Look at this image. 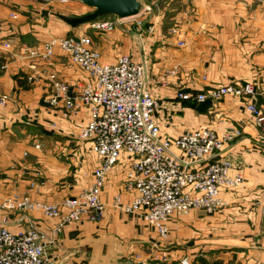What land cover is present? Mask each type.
<instances>
[{"label": "crops", "instance_id": "crops-1", "mask_svg": "<svg viewBox=\"0 0 264 264\" xmlns=\"http://www.w3.org/2000/svg\"><path fill=\"white\" fill-rule=\"evenodd\" d=\"M170 6L171 25L157 17L153 34L143 37L133 31L93 30V48L103 63L129 55L145 66L165 136L209 128L235 137L216 159L231 161L244 185L226 193L228 206L215 216L192 211L172 220L169 238L161 240L138 216L114 206L116 197L122 204L133 199L123 189L126 167L120 163L103 189L104 218L66 226L48 247L46 264H264V123L259 125L247 112L245 99L228 95L197 103L177 98L181 92L198 95L249 82L264 91V0H170ZM91 12L78 0L68 6L0 0V43L13 45L0 49V226L50 232L59 219L2 205L13 195L60 204L92 184L100 162L92 144L79 138L88 111L67 116L62 107L47 103L49 74L57 73L77 94L84 73L59 48L47 62L19 55L21 47L88 34L89 26L72 29L58 16ZM256 106L264 115L262 97Z\"/></svg>", "mask_w": 264, "mask_h": 264}, {"label": "built area", "instance_id": "built-area-1", "mask_svg": "<svg viewBox=\"0 0 264 264\" xmlns=\"http://www.w3.org/2000/svg\"><path fill=\"white\" fill-rule=\"evenodd\" d=\"M30 1L68 6L76 0ZM126 21L103 18L89 26L99 33L122 30L142 35L141 20L130 26H126ZM12 47L10 42L0 43L2 50ZM57 48L84 73L85 82L79 93L72 94L70 86L56 73L49 74L52 93L47 101L53 108L62 107L67 116L81 109L88 111L79 138L92 144L100 165L94 170L89 187L60 204L10 197L4 205L7 210L41 212L47 219H59V223L51 235L34 227L20 232L0 227V264H46L48 247L66 226L82 220L100 222L107 209L102 200L107 176L120 163L126 167L123 189L133 199L122 204L116 197L114 206L152 226L161 240L168 239L172 220L192 211L210 216L228 206L226 193L241 187L244 180L231 161L216 156L235 137L219 136L209 128L188 131L176 138L164 137L156 118L159 101L148 89L145 66L130 56H121L114 64L103 63L87 34L21 47L19 55L46 62ZM228 95L245 99L247 112L259 125L264 123V115L256 106L257 98L264 99V92L259 93L252 83L211 88L198 95L181 92L177 98L205 103ZM163 258L166 261L165 255ZM182 264L190 263L185 260Z\"/></svg>", "mask_w": 264, "mask_h": 264}, {"label": "rangeland", "instance_id": "rangeland-1", "mask_svg": "<svg viewBox=\"0 0 264 264\" xmlns=\"http://www.w3.org/2000/svg\"><path fill=\"white\" fill-rule=\"evenodd\" d=\"M25 1H27V2H38V1H28V0H25ZM79 1V0H78ZM141 2H142V4H143V7H142V10H141V13L139 14V16H137V17H135V18H132V19H125V20H128V21H126V23H127V25L126 26H130L135 20H141L142 22H143V26H144V30H143V32H142V37L144 36V35H150V34H153V32H154V28H155V26H154V23L157 21V20H155L157 17L159 18L160 17V19H163V20H165V22H167L168 24H172L173 22H174V20H172V14H171V6H170V0H140ZM40 3V2H39ZM51 6H60V5H51ZM86 6V5H85ZM87 7V6H86ZM87 8H89V7H87ZM90 9V8H89ZM91 10H93V9H91ZM104 18H117V17H113V16H107V17H104ZM101 19H103V18H101ZM98 20H100V19H98ZM97 21V20H96ZM92 23H90V24H87L86 26H89V25H91ZM88 36L90 37V32H92L93 31V29L89 26V28H88ZM95 31V30H94ZM97 32V31H96ZM99 33V32H98ZM102 34H106V33H102ZM137 35H139L138 33H137ZM70 37H72V36H70ZM67 38V37H66ZM91 38V37H90ZM56 39H60V38H56ZM44 43H46V42H44ZM40 44H42V43H40ZM37 45H39V44H36V45H31V46H29V47H35V46H37ZM181 45V44H180ZM4 51H7V50H4ZM123 56H129V55H123ZM130 57H132V56H130ZM120 58V57H119ZM133 58V57H132ZM25 59H27V60H32V59H28V58H25ZM41 61V60H40ZM135 61V60H134ZM45 62V61H44ZM47 62V61H46ZM138 63V62H137ZM143 65V64H142ZM172 73H175V72H172ZM57 74V73H56ZM58 75V74H57ZM49 76V75H48ZM59 77V76H58ZM249 83H252V84H254L255 85V87H256V89H257V87H258V85L256 84V82H249ZM246 84V83H245ZM240 85H243V84H240ZM258 91V90H257ZM259 92V91H258ZM264 92V91H263ZM259 93H261V92H259ZM155 98V97H154ZM242 101V100H241ZM47 103H48V101H47ZM49 104V103H48ZM160 105V104H159ZM49 106H50V104H49ZM53 108V107H52ZM58 108H60V107H58ZM158 111V110H157ZM157 113V112H156ZM158 120V119H157ZM160 123V122H159ZM160 125H161V123H160ZM201 129H203V128H201ZM197 130H199V129H197ZM195 131V130H194ZM184 134V133H183ZM162 135L164 136V137H166V138H176V137H167V136H165L164 134H163V132H162ZM243 176V175H242ZM243 180H244V182H245V179H244V177H243ZM244 185V183L242 184V186ZM241 186V187H242ZM33 187V186H32ZM240 188V187H239ZM239 188H237V189H239ZM236 189V190H237ZM236 190H234V191H236ZM234 191H231V192H234ZM14 196V195H13ZM12 197V196H11ZM21 197H30L29 195H22ZM10 198V197H9ZM8 198V199H9ZM31 198V197H30ZM7 199V200H8ZM32 199V198H31ZM7 200L5 201V203L2 205V207H1V209H6L7 210V208H5L4 207V205L6 204V202H7ZM33 200V199H32ZM33 201H35V200H33ZM35 202H41V201H35ZM42 203H46V202H42ZM51 204V203H50ZM9 211H18V212H36V211H20V210H9ZM199 212V211H198ZM39 213H41V212H39ZM203 213V212H202ZM42 214V213H41ZM204 214V213H203ZM43 215V214H42ZM215 215H217V214H214V215H210V216H215ZM44 216V215H43ZM188 216V215H187ZM187 216H185V217H187ZM46 218V217H45ZM182 218H184V217H182ZM171 223V222H170ZM57 226V224L52 228V230L55 228ZM150 226V225H149ZM0 227H6V226H0ZM152 227V226H151ZM6 228H8V227H6ZM30 228H33V227H30ZM30 228H28V229H26V230H23V231H27V230H29ZM34 228H36V227H34ZM153 228V227H152ZM9 229V228H8ZM37 229H39V228H37ZM9 230H11V229H9ZM39 230H41V229H39ZM52 230L50 231V232H46V231H44V230H42V231H44V232H46V233H48L49 235H51L52 234ZM11 231H13V232H17V230H11ZM170 235V234H169ZM169 238V237H168ZM57 242V240H55V242L54 243H51V245H55V243ZM50 245V246H51ZM168 261V260H167ZM185 260H181L179 263H177V264H182L183 262H184ZM186 261H188V260H186ZM189 262V261H188ZM190 263V262H189Z\"/></svg>", "mask_w": 264, "mask_h": 264}, {"label": "water", "instance_id": "water-1", "mask_svg": "<svg viewBox=\"0 0 264 264\" xmlns=\"http://www.w3.org/2000/svg\"><path fill=\"white\" fill-rule=\"evenodd\" d=\"M87 7L93 9V12L80 16L71 17L59 15L62 20L72 29H78L81 26L95 22L98 19L113 16L119 19H132L141 13L143 4L140 0H79ZM114 264H133L132 262L115 261Z\"/></svg>", "mask_w": 264, "mask_h": 264}]
</instances>
